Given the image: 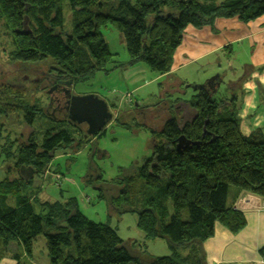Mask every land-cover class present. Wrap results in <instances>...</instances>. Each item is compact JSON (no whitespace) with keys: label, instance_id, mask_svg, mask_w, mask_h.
<instances>
[{"label":"trees","instance_id":"1","mask_svg":"<svg viewBox=\"0 0 264 264\" xmlns=\"http://www.w3.org/2000/svg\"><path fill=\"white\" fill-rule=\"evenodd\" d=\"M69 3L72 32L64 34V0H0V18L14 46L10 53L13 62L30 65L51 59L54 64L43 75L53 72L75 84L99 72L109 74L115 54L102 29L112 27L121 33L130 65L143 62L158 75H169L189 25L203 27L218 17L235 16L249 22L264 15V0ZM243 79L228 82L226 93L231 92L230 96L216 95L219 89L205 85L195 89L189 99L176 98L174 103L182 112L171 114L156 130L153 156L122 180L116 198L129 201L132 186L141 182L140 189H146L143 198L148 199L144 208L137 209L138 227L148 238H166L172 255L144 261L136 242L124 240L106 223L91 220L81 211L77 197L41 202L38 210L29 195V179L26 184L25 178H5L0 181V262L13 242L21 243L32 256L37 237L44 234L48 264H208L203 244L214 235L216 224L233 234L247 225L245 213L236 205L241 193L264 199V134L258 129L246 135L241 129L240 99L244 92L236 93L235 86L241 88ZM217 80L224 82L221 77ZM19 91L13 95L11 89L7 91L11 100L5 103L9 107L5 110H23L25 123L32 125L41 108L27 103L26 93ZM85 139L79 140L78 148ZM73 141L67 129L48 128L41 141L30 138L14 153L17 166L41 173L58 151ZM177 246H188L189 250L179 252ZM259 252L264 259V247ZM17 264L25 263L19 258Z\"/></svg>","mask_w":264,"mask_h":264},{"label":"rangeland","instance_id":"2","mask_svg":"<svg viewBox=\"0 0 264 264\" xmlns=\"http://www.w3.org/2000/svg\"><path fill=\"white\" fill-rule=\"evenodd\" d=\"M63 7L65 23L62 33L68 34L72 32L69 0H64ZM165 10L170 9L166 7ZM258 18L251 21L254 22ZM102 33L115 54L114 64L109 65L113 70L109 74L99 72L86 82L75 84L73 81L69 87L72 93L93 92L109 103L113 114L112 120L103 134L99 135L101 132L99 131L91 136L86 133L87 123L76 124L67 116L54 111L58 107L59 97L52 92L48 94L44 91L43 86L51 81L54 73L49 72L50 75H46L49 76V80L44 78L43 73L54 64L53 60L30 65L12 61L10 54L14 50L12 37L0 18V181L5 178H25L27 184L30 180V184H27L31 192L29 195L35 201L38 210L41 202L65 201L69 197H77L79 207L85 215L93 221L112 226L124 240L136 242L138 255L144 261H150V257L172 255L173 250L166 238H148L138 227L137 209L144 208V202L148 199L143 198L146 189H140L141 182L132 186L129 201L116 198L123 187L122 180L135 174L138 168L153 156V142L158 139L156 130L161 128L171 114L182 112L174 100L179 98L183 101L194 94V87H187V84H204L208 80L205 76L211 74L212 77L219 73L224 82L216 95L225 93L230 96L231 92L226 93L228 82L244 77V83L255 69L247 65L240 70L241 54L237 52V45L229 44L223 48L226 50V56L221 62V67L215 66L214 70L209 69L207 75H200L199 78L192 74L189 76L192 80L183 83V80L177 81L178 75L189 70L190 73H197L198 70L199 73H204L213 63L210 64L207 60L198 62L187 70L174 74L175 76L161 77L143 62L129 64L126 44L117 29L103 28ZM217 79L215 81L221 82ZM238 82L235 81L234 84ZM237 87L235 86V92L239 94L243 89ZM9 89L12 90L11 94L7 92ZM19 90L26 93L27 103L41 108L37 111L32 125L25 123L23 110L17 112L5 110L9 108L5 103L11 100L7 94L13 95ZM59 127L70 131L74 138L73 144L58 151L43 172L29 171L27 168L21 169L17 166L14 153L18 152L22 145L30 138L39 142L48 128ZM82 139L88 140L78 148L77 143ZM8 151L12 154H6ZM229 200L231 201L232 197ZM34 247V255L30 257L34 258L35 264L45 263L48 260V251L44 234L37 237ZM176 250L187 253L189 247L177 246ZM17 251V244L11 243L2 260L10 255L13 257L17 255L16 260L20 258L23 263H27Z\"/></svg>","mask_w":264,"mask_h":264},{"label":"crops","instance_id":"3","mask_svg":"<svg viewBox=\"0 0 264 264\" xmlns=\"http://www.w3.org/2000/svg\"><path fill=\"white\" fill-rule=\"evenodd\" d=\"M229 44L237 45V52L241 54L240 70L247 65L255 69L241 86L244 92L240 99L241 129L246 135L258 129L264 134V16L247 23L238 17H219L212 25L203 27L189 25L185 29L181 45L174 54L170 74L161 77L179 74L190 66L206 60L210 64L213 63L211 67L206 68L207 71L199 73L198 70L197 73H190L189 70L178 75L177 81L189 83L192 80L189 76L192 74L198 78L200 75H207L209 69L221 67V62L226 56V50L223 48ZM210 76L211 74L205 76V79ZM242 197L247 201L243 206H239ZM262 200V197L252 193H241L236 205L245 213L247 225L239 233L233 234L222 224L217 223L214 235L203 244L208 264H264L259 252L264 247V210L260 207ZM15 243L18 246L17 252L22 254V259H26L25 264H35L34 258L27 255L23 245ZM48 263L49 258L43 264ZM0 264H17V260L10 255Z\"/></svg>","mask_w":264,"mask_h":264},{"label":"water","instance_id":"4","mask_svg":"<svg viewBox=\"0 0 264 264\" xmlns=\"http://www.w3.org/2000/svg\"><path fill=\"white\" fill-rule=\"evenodd\" d=\"M219 77V74L208 78L204 84H187V87L192 86L194 89L199 88L200 86L207 85L211 87L212 81H215ZM73 80H65L67 93V103H66V113L67 118L76 123L82 124L87 123L88 129L86 130L87 135L94 136L97 132L102 131L106 128L108 123L112 120L113 114L110 110L109 103L106 99L102 98L96 93H86V94H77L72 93L73 91L69 88ZM213 87L214 91L218 90V87L221 85V82Z\"/></svg>","mask_w":264,"mask_h":264},{"label":"flooded vegetation","instance_id":"5","mask_svg":"<svg viewBox=\"0 0 264 264\" xmlns=\"http://www.w3.org/2000/svg\"><path fill=\"white\" fill-rule=\"evenodd\" d=\"M45 78H47L49 80V76H46ZM50 82H47L46 85H48L47 87L43 86L44 91H46L48 94H50L51 92L56 96L59 97L58 100V107L55 108L54 111L58 112L59 114L65 115L66 116V103H67V93L64 92L66 90V85L64 83L65 80L60 79L58 76H52V78L50 79ZM38 81V80H37ZM218 81H212V85L210 88L215 87L218 83ZM51 84V85H50ZM220 87V86H219ZM219 89V88H218Z\"/></svg>","mask_w":264,"mask_h":264},{"label":"built area","instance_id":"6","mask_svg":"<svg viewBox=\"0 0 264 264\" xmlns=\"http://www.w3.org/2000/svg\"><path fill=\"white\" fill-rule=\"evenodd\" d=\"M244 201H246V198L240 199V203L238 204L239 206H243ZM242 202V204H241ZM260 207L264 210V199L261 201Z\"/></svg>","mask_w":264,"mask_h":264},{"label":"bare ground","instance_id":"7","mask_svg":"<svg viewBox=\"0 0 264 264\" xmlns=\"http://www.w3.org/2000/svg\"><path fill=\"white\" fill-rule=\"evenodd\" d=\"M25 172H28V171H25Z\"/></svg>","mask_w":264,"mask_h":264}]
</instances>
